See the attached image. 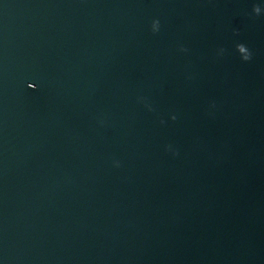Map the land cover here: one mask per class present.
<instances>
[{
  "label": "water",
  "instance_id": "1",
  "mask_svg": "<svg viewBox=\"0 0 264 264\" xmlns=\"http://www.w3.org/2000/svg\"><path fill=\"white\" fill-rule=\"evenodd\" d=\"M263 132L264 0H0V264H251Z\"/></svg>",
  "mask_w": 264,
  "mask_h": 264
},
{
  "label": "clouds",
  "instance_id": "2",
  "mask_svg": "<svg viewBox=\"0 0 264 264\" xmlns=\"http://www.w3.org/2000/svg\"><path fill=\"white\" fill-rule=\"evenodd\" d=\"M253 11L258 15L261 12V8L259 6H254ZM152 27L153 31H157L159 27V21H154ZM236 47L243 60L248 61L251 59V52L244 44H238ZM173 119H175V117H173Z\"/></svg>",
  "mask_w": 264,
  "mask_h": 264
}]
</instances>
